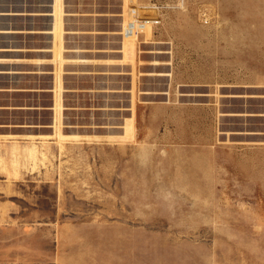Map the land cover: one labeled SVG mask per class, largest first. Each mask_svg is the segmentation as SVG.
Returning a JSON list of instances; mask_svg holds the SVG:
<instances>
[{"label": "rangeland", "instance_id": "obj_1", "mask_svg": "<svg viewBox=\"0 0 264 264\" xmlns=\"http://www.w3.org/2000/svg\"><path fill=\"white\" fill-rule=\"evenodd\" d=\"M261 10L0 0V264H264Z\"/></svg>", "mask_w": 264, "mask_h": 264}, {"label": "built area", "instance_id": "obj_2", "mask_svg": "<svg viewBox=\"0 0 264 264\" xmlns=\"http://www.w3.org/2000/svg\"><path fill=\"white\" fill-rule=\"evenodd\" d=\"M162 20L161 6L157 4L141 6L137 12V17L132 22V30L141 29L146 25L159 24Z\"/></svg>", "mask_w": 264, "mask_h": 264}, {"label": "bare ground", "instance_id": "obj_3", "mask_svg": "<svg viewBox=\"0 0 264 264\" xmlns=\"http://www.w3.org/2000/svg\"><path fill=\"white\" fill-rule=\"evenodd\" d=\"M132 22L133 21H129L127 23L126 27L124 28L123 35L125 38H132V37L136 36L139 33V31H141L142 29L147 27V26H143L141 29L132 30Z\"/></svg>", "mask_w": 264, "mask_h": 264}, {"label": "crops", "instance_id": "obj_4", "mask_svg": "<svg viewBox=\"0 0 264 264\" xmlns=\"http://www.w3.org/2000/svg\"><path fill=\"white\" fill-rule=\"evenodd\" d=\"M261 2H262V13H264V0H261ZM122 51H124V45H123V47H122Z\"/></svg>", "mask_w": 264, "mask_h": 264}]
</instances>
